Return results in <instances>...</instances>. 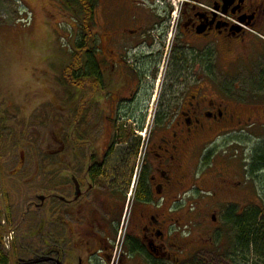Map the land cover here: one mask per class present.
<instances>
[{"label": "flooded vegetation", "instance_id": "af4514ba", "mask_svg": "<svg viewBox=\"0 0 264 264\" xmlns=\"http://www.w3.org/2000/svg\"><path fill=\"white\" fill-rule=\"evenodd\" d=\"M168 1L108 0L99 82L72 89V231L59 188L21 220L0 211V236L18 228L0 264H189L204 252L189 207L248 186L264 244V0Z\"/></svg>", "mask_w": 264, "mask_h": 264}, {"label": "rangeland", "instance_id": "374dc122", "mask_svg": "<svg viewBox=\"0 0 264 264\" xmlns=\"http://www.w3.org/2000/svg\"><path fill=\"white\" fill-rule=\"evenodd\" d=\"M73 1L0 0V211L1 214L13 213L12 218L15 214H18L16 219L21 218L27 207L26 201L51 194L40 189L55 184L61 191L62 201H70L71 207L61 206L60 214L71 231L72 128L69 130V127L72 126V89L61 85L60 74L69 60L68 47L71 48L73 31L77 30L82 18L80 14L74 18L70 12L72 5L69 3ZM174 1L168 2L174 5ZM107 3L108 0H98L93 16L96 45L102 44L103 12ZM82 89L89 88L84 86ZM86 92L89 97L93 90ZM58 154L60 156L56 157ZM47 158L49 161L45 162ZM48 166L55 173L46 176L43 168ZM56 167L59 171L65 170L70 180L62 179L64 177L56 172ZM237 167V180H245L240 176L243 170L240 162H237ZM16 168H20L17 174L14 173ZM45 176L47 180L42 181ZM259 178L253 179L255 188L260 185ZM22 180L23 183L20 182ZM62 189L66 190L65 193ZM255 192L256 189L251 192L249 186L247 190H236L233 195L221 192V202L198 206L200 214L189 207V227L195 230L196 221L204 227V243L201 244L204 252L190 258L189 264H263L254 248L246 255L238 254L236 234L226 222L229 214L259 208L253 195ZM226 199L234 204H227ZM212 216L215 220L211 219ZM27 217L31 216L28 214L24 219ZM13 231L18 232L15 225L5 229L0 236L2 243ZM194 240L190 243V256L196 251L193 249ZM23 243L27 252L26 257H22L30 258L39 252L36 249L31 252L30 249L36 247L35 239H25Z\"/></svg>", "mask_w": 264, "mask_h": 264}, {"label": "trees", "instance_id": "16d2710c", "mask_svg": "<svg viewBox=\"0 0 264 264\" xmlns=\"http://www.w3.org/2000/svg\"><path fill=\"white\" fill-rule=\"evenodd\" d=\"M71 5L72 8L70 7V12L74 15V18H77L76 16H78L79 14L82 15V18L77 24V30L73 31L75 35L73 36L71 44L69 45L71 46V48L68 47L70 54L69 60L63 66V69L61 71L60 79L62 81V84H60L66 87L67 89L84 90L82 88L87 85V78L94 77L97 82H99L98 71L94 70L90 72L91 66L93 67V69H96L94 63H88L87 61L88 56L94 53V48H96L93 16L95 15V12L98 7V0H74L73 2L69 3V6ZM70 29L72 30V28ZM71 128L72 126L69 127V130H71ZM261 155L262 153L257 154V157L259 156V160H257L258 162H261ZM58 156L60 155L58 154L56 157ZM46 161H49V158H47L45 162ZM35 162L37 161H34V163ZM51 165L52 164H49V166ZM49 166L43 168L44 175L48 174L49 176L54 173L50 171L52 167ZM60 174L61 177H64L62 179H66L67 181L70 180L69 175H67L65 170L59 171V175ZM46 176L42 179V181L47 180ZM20 182L23 183L24 180ZM15 183H18V181ZM51 185L52 187L42 188L40 190H42V192H53L55 188H58V186H56L55 184ZM65 191L66 190L62 189L63 193H65ZM258 212V209L248 208L240 213H236L238 215L229 214L228 218L226 219V222L230 223V227L236 234V244L237 248L239 249L238 254L241 253L243 255H246V253H248L249 251H251L252 248H254V251L257 254L258 258L264 264V244L262 240V230L260 228V225H258L256 222ZM34 216L35 215H32L29 218L27 217V220L30 222L31 225H35L34 221L36 220V216ZM34 239L35 241L37 240L36 238ZM34 245L36 244L34 243ZM243 255L241 256V258H244Z\"/></svg>", "mask_w": 264, "mask_h": 264}, {"label": "water", "instance_id": "95a60500", "mask_svg": "<svg viewBox=\"0 0 264 264\" xmlns=\"http://www.w3.org/2000/svg\"><path fill=\"white\" fill-rule=\"evenodd\" d=\"M214 220V219H213Z\"/></svg>", "mask_w": 264, "mask_h": 264}]
</instances>
